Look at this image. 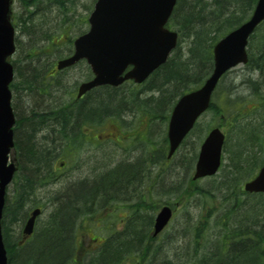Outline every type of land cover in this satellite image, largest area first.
Returning a JSON list of instances; mask_svg holds the SVG:
<instances>
[{
  "label": "rangeland",
  "instance_id": "obj_1",
  "mask_svg": "<svg viewBox=\"0 0 264 264\" xmlns=\"http://www.w3.org/2000/svg\"><path fill=\"white\" fill-rule=\"evenodd\" d=\"M32 1L34 4L27 6L25 2L30 0H14L13 5V21L18 23V50L13 57L16 76L12 86L17 118L16 157L21 158L19 162L25 165L24 173L27 175L28 172L30 179H35L32 181L35 185L19 220L14 222L10 216L4 218L7 221L4 235L14 247L10 253L11 264H24L30 260V256L35 255L40 259L42 253L39 251H48V245L66 229L69 240L73 242L72 245L68 241L62 243L58 253L69 251L74 245L79 255L92 261L96 253L90 251L92 253L89 252L87 256L83 254L91 245L96 246L99 240L106 239L110 243L111 239L116 240V248L123 244L121 242H135L130 245L134 247L133 251L140 250L143 241L147 243L143 262L189 264L188 260L195 250L198 251L195 261L211 256L210 251L220 244L217 242L223 236L224 227H221L224 214L227 212L229 215L234 204L239 225L255 228L256 232L264 234V197L252 195L247 198L241 190L246 182L242 175L250 173L254 176L264 161V26L255 33L249 44L254 64L237 66L221 81L213 100V109L200 119L194 134L169 162L166 155L151 162L152 154L167 149L165 140L169 107L162 110L157 118L147 115L148 112L144 110L154 107L151 99L159 102L160 93L148 91L134 96L130 94V89L134 88L136 93L142 90L128 83L121 90L123 96L118 97L117 110L123 112L126 123L119 121L123 128L113 126L111 121L114 119H106L97 126L95 123L88 124V127H83L87 134V141L83 145L79 140L82 135L75 126L68 127L66 140L60 136L59 129H56L57 133H51L50 125L36 134L40 149L45 152L44 157L53 159L51 168L57 172L56 180L44 185L42 178H35L41 171L39 165L27 162L21 154L24 145L20 135L23 126L21 120L24 122L22 117L28 116V110L37 105L34 102L36 99L41 103L38 109L60 113L62 107L74 103L79 85L91 79V71L85 62L57 73L55 70L59 60L72 54L73 41L89 29L88 18L96 0H64V8L62 4L50 0ZM206 15L205 18L209 20ZM212 37L204 36L205 43L210 44L208 39ZM192 42L193 39H188V36L182 37L180 47L183 60H188ZM22 72L28 73V83L22 77ZM99 97L101 95L96 92L84 98L85 106H94V100ZM226 98L232 101L226 102ZM144 102L149 105L141 109ZM223 103L226 108L219 105ZM222 115L231 124L222 170L219 175L203 179L190 187L200 144L207 132L220 123ZM75 122L76 118L70 124ZM136 162L140 164L136 167L137 174L140 173L132 178L134 172L131 174L127 168ZM31 168L35 169L32 171ZM113 169H116L115 173ZM112 171L117 176L115 180L109 174ZM119 175L125 176L126 181L123 177L118 180ZM162 180L165 181L160 185ZM24 181L23 173H20L7 189L6 199L10 210L14 211L15 196L20 192L24 194ZM185 186L189 188L188 191L183 188ZM175 203L178 205L175 206ZM136 205H140L141 209ZM164 205L174 207L173 219L151 241L149 234L152 226L150 229L147 222L151 217L155 219ZM38 208L42 209V214L39 212L34 235L19 247L28 214ZM195 225L203 226L198 241H195L197 237L193 233ZM144 233L148 235V240L146 236L140 237ZM44 239L49 243H45ZM254 254L253 251L252 258H258ZM45 259H49V256H45ZM138 262L132 256L129 263L124 264Z\"/></svg>",
  "mask_w": 264,
  "mask_h": 264
},
{
  "label": "water",
  "instance_id": "obj_2",
  "mask_svg": "<svg viewBox=\"0 0 264 264\" xmlns=\"http://www.w3.org/2000/svg\"><path fill=\"white\" fill-rule=\"evenodd\" d=\"M177 0H99L91 15V31L76 42L75 55L60 63V68L86 58L96 75L83 84L79 96L100 85L118 86L127 79L144 81L154 70L164 64L177 45V34L165 29ZM10 0H0V264H7L1 218L5 188L16 171L15 165L7 167L10 148L13 146L14 116L10 106L8 84L13 78L12 67L7 63L14 48V30L9 20ZM264 20V0H259L250 21L231 33L215 47V70L206 85L185 96L173 112L170 124L172 152L192 127L196 118L208 108L211 94L221 76L231 67L247 61L245 47L249 36ZM134 68L124 77L125 70ZM224 136L215 130L203 147L196 177L216 172ZM249 192H264V168L260 175L246 185ZM36 210L27 222L25 233L32 234ZM171 210L164 208L155 226L156 236L171 218Z\"/></svg>",
  "mask_w": 264,
  "mask_h": 264
},
{
  "label": "trees",
  "instance_id": "obj_3",
  "mask_svg": "<svg viewBox=\"0 0 264 264\" xmlns=\"http://www.w3.org/2000/svg\"><path fill=\"white\" fill-rule=\"evenodd\" d=\"M50 1L62 4V8H64L66 4L64 0ZM256 2L257 0H212V2H205L204 0H179L169 26L177 30L182 37L188 36V39H193V42L188 52V60H183L184 54L181 51H178L175 57L160 68L146 84L147 91L154 93L157 92L158 94L160 93L159 102H156L155 98L151 99L153 100V104L151 103V105L154 107H151L150 110L153 116L157 117L158 114L166 109V107L175 100L177 95L180 94L184 88L188 87L189 84L202 83L204 78L208 76L213 69L210 47L225 33L241 25L253 11ZM31 4H34L32 0H30V2H25V5L27 6ZM226 5L229 7H226ZM237 12L239 13L238 15ZM206 14L209 17V20L205 18ZM206 35H213L212 39L209 38L210 41L208 39V42H211L210 44L205 43L204 36ZM22 77L25 78L28 83V73L22 72ZM171 88L173 89L170 94ZM120 95H122L120 91L106 88L105 92L101 93V97L94 100V106L84 105L80 107L76 114L70 113L69 115L68 113H64L62 117L57 116L58 118L50 117V114H48V111L45 109H38L37 106L41 105V103H38L39 99H36L34 102L37 103V105L28 110V116L24 115L22 117L24 122L21 120L23 126L20 134L24 139L21 154H23V157H28L29 160L26 159L27 162H34V165H39L40 167L41 171L35 178H42L41 180H43L51 177V175H48L45 172L46 169L49 170L51 168L53 161V159L46 158V156L44 157L45 152L40 149V144L35 137L36 134L43 132V130L45 131L46 126L50 125L49 130L51 133H57L56 129H59V133L63 135L68 131V125L74 118H76L74 126L75 128H79L81 123L85 120L101 118V116L107 114L110 115L114 110L118 109V104L120 102L118 97H120ZM131 95L139 96V93H131ZM28 97L30 96L28 95ZM30 156L35 157L34 159H30ZM24 166L23 163L22 171L25 170ZM27 175L26 173L23 174L25 180L23 183L26 184V189L23 190L24 194L20 192L15 196L16 200L13 202L16 204L13 207L14 211L9 209L8 204L5 208L6 217L10 216L14 222L19 220L18 217L22 210L25 209V206L30 199L31 192L34 189L33 187L35 184L32 183L28 172ZM183 188L185 191L189 190L186 186ZM135 207L141 209L140 205H136ZM235 214L236 211L233 212V215ZM229 218L230 216L228 217V220ZM238 220L239 219L235 215L233 223H231L232 228H229L228 230V227H226L225 234H223L222 239L220 238L217 242L220 244L210 251L212 253L211 256L199 258L195 261L198 252L195 250L194 255L188 260V263L259 264V261L260 263L262 261V264H264V255H262L264 252V234L256 232L255 228L251 229L250 234L241 233V227L239 226ZM202 230L203 229L199 227H194L193 232H195L197 237L195 238V241H198V239L201 238ZM66 231L67 229L64 233H60L59 238H62V240L65 238V240L71 244V241L73 242V240H69L68 232ZM132 236L133 235H131V237ZM142 236H146L147 238L148 235L144 233L140 237L143 238ZM141 241L142 240H140V242ZM44 242L49 243L46 239H44ZM121 244V246L113 248L111 244L104 243V245L96 251L95 256H93L94 259L88 264H124V262L126 263L127 260L132 258V256H135L136 259H141V263L145 264L143 260L145 258V245L147 243H143L142 241L141 249H136L135 251H133L134 247H130V245L133 244L132 242L129 244L121 242ZM239 244H241L240 247H238ZM6 245L7 248L14 249V247L8 243L7 238ZM73 246H71L69 251H63V253L57 252L60 248L57 250H52L51 248L48 249L47 252L49 259H46L42 264H64L70 257L72 260L75 259L77 256V247ZM42 251H44V249H41L39 252L42 253ZM253 251L255 253L254 257H258L260 260L258 258H252L251 254H253ZM132 253H135V255ZM39 262L42 261L35 255L32 257L30 256V260H27L24 264H40ZM72 264H75V262H72ZM76 264L83 263L78 262Z\"/></svg>",
  "mask_w": 264,
  "mask_h": 264
},
{
  "label": "bare ground",
  "instance_id": "obj_4",
  "mask_svg": "<svg viewBox=\"0 0 264 264\" xmlns=\"http://www.w3.org/2000/svg\"><path fill=\"white\" fill-rule=\"evenodd\" d=\"M119 105V104H118ZM71 123V122H70ZM69 126H71V124H69L68 125V127ZM63 139H67L68 138V134H63V135H60ZM35 157V156H34ZM34 157L33 156H30V159L32 158V159H34ZM25 158V160L26 159H28V157L27 156H25L24 157ZM29 160V159H28ZM34 163V162H33ZM139 166V164H138V162H136L135 164H132V165H129V167L127 168L130 172H131V174L133 173V172H135V169H136V167H138ZM32 169V168H31ZM30 169V170H31ZM35 169V168H34ZM34 169H32V171L34 170ZM130 176V175H129ZM123 177V179H124V181H126V177L125 176H122ZM34 178V177H33ZM132 178H134V177H132ZM32 181L33 180H35V179H31ZM84 185V184H83ZM87 185V184H86ZM66 240H65V238L62 240V238H59V239H57L56 241H54L53 243H51L50 245H48V249H52V250H57V249H59L60 247H61V244L62 243H64ZM48 255V252L44 249V251H42V255H41V257H40V260L42 261V262H45L46 261V259H45V256H47ZM48 261V260H47Z\"/></svg>",
  "mask_w": 264,
  "mask_h": 264
}]
</instances>
